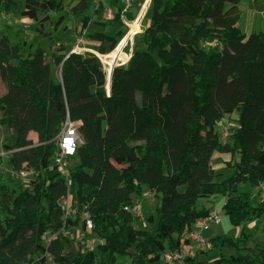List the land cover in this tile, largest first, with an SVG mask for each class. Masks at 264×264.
<instances>
[{
    "label": "trees",
    "instance_id": "1",
    "mask_svg": "<svg viewBox=\"0 0 264 264\" xmlns=\"http://www.w3.org/2000/svg\"><path fill=\"white\" fill-rule=\"evenodd\" d=\"M240 1L150 0L143 47L113 68L109 94L94 52L60 43L48 55L2 25L0 125L12 138L0 158L12 171L33 174L18 187L14 174L0 176V264H43L48 256L55 264H115L118 255H128L130 264H181L165 262L163 254L190 245L184 234L210 211L199 201L217 193L226 196L224 213L239 233L209 239L208 250L218 251L213 264H264V241L250 247L245 230L264 220V195L258 190L254 202L240 189L241 182H264V28L245 33L237 26ZM112 4L118 21L123 3ZM250 7L264 13V0ZM63 9L64 0H0V15L29 19L43 37L56 26L50 14ZM69 10L90 48L101 54L115 48L122 33L91 29L105 22L92 19L88 0ZM232 114L235 125L222 141L217 122ZM67 117L80 120L82 142L63 174L53 158ZM215 150L231 155L225 165L231 172L220 181L211 164ZM144 189L156 205L142 216L132 207ZM140 220L153 227H138ZM73 227L83 231L80 239L65 233ZM47 232L55 234L49 243ZM92 235L99 242L89 247ZM186 262L201 261L187 255Z\"/></svg>",
    "mask_w": 264,
    "mask_h": 264
},
{
    "label": "rangeland",
    "instance_id": "2",
    "mask_svg": "<svg viewBox=\"0 0 264 264\" xmlns=\"http://www.w3.org/2000/svg\"><path fill=\"white\" fill-rule=\"evenodd\" d=\"M77 0H64V9L59 13H51V19L55 22V28L50 26L51 35L49 37L40 36L36 33L32 27L31 21L27 18L20 17L19 15H2L0 18V28L3 24H6L10 27L9 33L13 36L14 33L18 32L22 38L27 41H32L34 45H39L44 48L49 55L51 49L61 44H66L77 52L84 51H96L90 46H92V42L80 32L81 21L79 18L72 15L69 10L70 7L76 3ZM91 7L92 19H99L105 22V25H96L91 23L89 27L91 29H99L108 34H115L118 31L122 33L119 41L127 34L129 31V23L132 22L142 5L144 0H130V8L127 12L124 13V16L121 15V18L116 21L113 19L114 10H113V2L114 0H88ZM255 0H241L238 4L240 9V17L237 22V26L245 33H250L255 30L263 29V19L262 12L258 16L256 10H254L251 4ZM102 5L100 11L93 12V8L98 4ZM99 7V6H98ZM107 9H112L111 13L107 12ZM148 11V12H147ZM140 20L139 31L133 34L131 38H129L126 43L122 46V49L125 53L130 55V52L137 47H143L141 42V31L148 24L150 20V11L147 10ZM132 20V21H131ZM118 41V43H119ZM117 43V44H118ZM97 52V51H96ZM95 52V53H96ZM102 62L103 68L106 71L108 67V61L110 57L106 54H97ZM50 59V57H48ZM124 57L119 60L117 66H125L126 63L123 61ZM115 67V66H114ZM54 74L57 72L55 66L52 67ZM5 85L0 79V94L4 92ZM235 114L224 117L222 120L217 122V131L221 140H225L230 130V127L235 125L234 123ZM12 138V132L8 128L0 125V153L6 154V149L3 147V143H10ZM29 138H31L34 142L37 140V135L34 132L29 133ZM231 158L230 153L220 152L215 150L211 156V164L215 169L216 177L215 180L220 181L225 176L230 174L231 169L227 168L226 161ZM76 163V159H72L69 161V165L73 166ZM11 174V169L9 168L7 162L0 158V176H7ZM15 176V181L13 186L18 187L21 185H28L31 176L28 177H18ZM240 189L242 191H248L252 193L253 201H257L256 193L258 190L263 192L264 195V182L261 183L257 187H251L247 182L240 183ZM70 195H68L65 199V203H69L70 209ZM226 200V196L222 193H217L215 196L210 197L208 199H201L199 201V206L210 207V210L218 211L220 215V221L217 223H210L208 227L201 231V235L204 239L203 242L194 243L191 242L190 245L183 247L186 251H188V255L198 257L200 260V264H213L214 260L218 256L217 250H208L209 249V239L216 235H227L231 237H236L239 233V227L232 225L229 221L228 216L224 213L223 204ZM64 202V201H63ZM156 201L152 194L144 189V195L142 200L140 201V209L138 213L142 216L147 215L149 213H154ZM257 221L248 222L245 226V230L252 233L251 239L248 241V245L253 247L255 244L262 243L264 241V220L260 223L259 228H257ZM138 227L145 228L146 226L153 227L152 224H147L145 220H140L135 223ZM65 233L70 237H75L80 239L83 236V231L79 227H73ZM189 231H187L184 235L188 236ZM99 242V239L92 235L87 239V245L89 247H94ZM202 251H206L203 253ZM226 254H230L233 252L232 249L227 248L223 250ZM43 264H55L50 256L46 259ZM115 264H130V258L128 255H118L116 258Z\"/></svg>",
    "mask_w": 264,
    "mask_h": 264
},
{
    "label": "built area",
    "instance_id": "3",
    "mask_svg": "<svg viewBox=\"0 0 264 264\" xmlns=\"http://www.w3.org/2000/svg\"><path fill=\"white\" fill-rule=\"evenodd\" d=\"M123 3L122 8V16L130 7V0H121ZM108 13H111V9H107ZM1 18V15H0ZM263 19V28H264V13L262 14ZM75 51V50H74ZM80 124V120H71L69 117L64 121L60 132L56 137L57 149L54 152V163L58 167V169L63 173L67 174V168L69 165L68 157L73 156L76 152V147L79 143L82 142L78 134V126ZM5 154L0 153V157H3ZM11 174H14L18 177H28L33 174L32 170L21 169L19 171H12ZM66 199V198H65ZM65 199L63 200V206L67 214L71 213V208L69 209V203H65ZM140 209V203L135 201L132 207V211L137 212ZM220 221V215L218 211L210 210L209 213L202 218H199L192 228L189 230L188 237L191 242L199 243L203 242L204 239L201 235V231L206 229L210 223H217ZM88 226H90V221H88ZM55 237L54 233L47 232L45 234L44 240L49 243ZM188 255V251L184 248L176 249L174 251H166L163 254V259L167 263H173L175 261L181 262V264H188L186 262V256Z\"/></svg>",
    "mask_w": 264,
    "mask_h": 264
},
{
    "label": "bare ground",
    "instance_id": "4",
    "mask_svg": "<svg viewBox=\"0 0 264 264\" xmlns=\"http://www.w3.org/2000/svg\"><path fill=\"white\" fill-rule=\"evenodd\" d=\"M149 5H150V0H144L142 2V5L137 13V16L135 17L133 21L131 20L132 22L129 23L130 29L127 32V34L119 41V43L115 46L113 50L107 53V56L110 57V60L107 62L108 67L106 68V71H105L106 81L109 79L111 67L117 66L119 63V60L122 57H124V60H123L124 62H126L129 59L130 55L123 51L122 46L126 43V41L129 38L133 36V34L139 31L141 17L144 15V13L147 10H149ZM96 53L101 55V53L99 52H96Z\"/></svg>",
    "mask_w": 264,
    "mask_h": 264
},
{
    "label": "water",
    "instance_id": "5",
    "mask_svg": "<svg viewBox=\"0 0 264 264\" xmlns=\"http://www.w3.org/2000/svg\"><path fill=\"white\" fill-rule=\"evenodd\" d=\"M71 52H75L74 50H71ZM94 52V51H92ZM95 53V52H94ZM97 55V53H95ZM98 56V55H97ZM99 57V56H98ZM114 67H111V70H110V74H109V79L106 81V90H107V93L109 94L110 92V79H111V72L113 70Z\"/></svg>",
    "mask_w": 264,
    "mask_h": 264
},
{
    "label": "crops",
    "instance_id": "6",
    "mask_svg": "<svg viewBox=\"0 0 264 264\" xmlns=\"http://www.w3.org/2000/svg\"><path fill=\"white\" fill-rule=\"evenodd\" d=\"M129 8H130V7H129ZM129 8H128V9H129ZM128 9H127V10H128ZM254 10H256V9H254ZM126 12H127V11H126ZM256 13H257L258 16H259V15L261 14V11L256 10ZM123 16H124V14H123ZM257 30H258V29H257ZM257 30H255V31H257ZM91 51H92V50H91Z\"/></svg>",
    "mask_w": 264,
    "mask_h": 264
}]
</instances>
